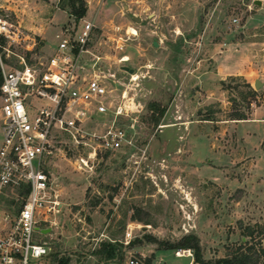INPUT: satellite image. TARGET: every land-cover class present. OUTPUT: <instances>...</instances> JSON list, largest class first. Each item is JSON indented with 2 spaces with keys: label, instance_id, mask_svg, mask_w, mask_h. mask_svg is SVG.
<instances>
[{
  "label": "rangeland",
  "instance_id": "rangeland-1",
  "mask_svg": "<svg viewBox=\"0 0 264 264\" xmlns=\"http://www.w3.org/2000/svg\"><path fill=\"white\" fill-rule=\"evenodd\" d=\"M84 1L87 14L76 21L70 8H59L61 0H0V15L20 31L21 43L12 50L27 61L51 56L37 29H48L56 51L57 35L91 22L88 75L95 71L115 98L130 84L123 67L140 77L130 91L141 111L132 131L136 147L101 152L79 169L85 150L68 139L55 144L51 172L63 210L50 216L55 226L44 228H52L44 237L52 261L81 264L92 255L91 263L100 264L104 260L96 252L101 244L117 243L123 259L189 264L192 259L176 252L190 250L195 261V251L183 247L190 236L197 238L206 261L224 258L244 242H264L263 134L252 124L235 128L231 120L236 112L248 119L255 112L263 115L264 73L256 96L246 85L255 90V83L244 77H228L212 87L204 82L217 70V54L236 42L254 43L250 66L262 68L264 0L263 6L255 0ZM124 55L129 62H120ZM256 76L251 73L250 80ZM208 116L214 120H203ZM107 120L97 115L88 126L100 132ZM1 122L0 111V144ZM128 231L132 240L126 245ZM101 234L105 238L93 251V239Z\"/></svg>",
  "mask_w": 264,
  "mask_h": 264
},
{
  "label": "built area",
  "instance_id": "built-area-1",
  "mask_svg": "<svg viewBox=\"0 0 264 264\" xmlns=\"http://www.w3.org/2000/svg\"><path fill=\"white\" fill-rule=\"evenodd\" d=\"M93 29L91 22H85L77 31L64 30L46 61L29 62L12 50L21 43L20 31L0 15V264H55L45 234L37 228L55 226L50 216L63 210L51 172L56 142L68 139L85 150L79 169L95 162L101 152L136 147L132 131L141 111L130 91L139 74H130L129 86L123 85L117 98L95 71L88 75ZM10 58L17 63L9 62ZM125 58L120 62L126 63ZM90 66L94 69L96 63ZM97 115L108 118L100 132L88 126ZM104 238L101 234L93 239V251ZM125 240L128 245L131 231ZM176 256L190 258L189 264H194L190 250H180ZM92 258L89 255L81 264H92ZM103 262L147 264L136 256Z\"/></svg>",
  "mask_w": 264,
  "mask_h": 264
},
{
  "label": "trees",
  "instance_id": "trees-1",
  "mask_svg": "<svg viewBox=\"0 0 264 264\" xmlns=\"http://www.w3.org/2000/svg\"><path fill=\"white\" fill-rule=\"evenodd\" d=\"M60 9L67 10V8H70V13L72 16L75 17L76 21H79L83 19L87 14V3L84 0H61ZM242 77L234 76L232 79H239ZM2 84V76L0 73V86ZM223 87L225 86V83L222 82ZM247 87L250 89V93L253 96L257 95V91L253 89V87L250 84H246ZM226 90V89H225ZM161 112H164V110H161ZM247 116L243 112H236L231 120L241 121V120H247ZM159 118L155 119V123L157 124L159 122ZM206 121H213L214 118L211 116H208L207 118L203 119ZM252 238L251 235L249 234ZM194 244H193V242ZM123 246L117 243H102L100 248L97 250L96 255L97 258L101 260H113L117 256L120 260L123 259L124 252H123ZM185 249H193L195 251V261L194 264H262L264 261V242H258L257 244H253L249 246L247 242H244L239 247H236L234 249L228 250V254L224 258L206 261L202 258L199 249H198V240L197 238L190 236L186 238L185 245L183 246ZM173 249V248H170ZM169 249V250H170ZM69 259H64L62 261V264H68Z\"/></svg>",
  "mask_w": 264,
  "mask_h": 264
},
{
  "label": "crops",
  "instance_id": "crops-1",
  "mask_svg": "<svg viewBox=\"0 0 264 264\" xmlns=\"http://www.w3.org/2000/svg\"><path fill=\"white\" fill-rule=\"evenodd\" d=\"M264 5V4H263ZM262 5V6H263ZM52 21V20H51ZM48 29H37L35 31L36 35L41 37L42 43H43V50L47 51L51 55L54 53V46L52 45L50 39L47 37ZM59 35H57L58 38ZM231 48L227 51H221V54H217V57H215V63L216 68L213 73H209L210 76H204V78L207 80V77H211L212 82L204 81L206 83L207 87H212L216 85L218 82L225 81L228 77L233 76H239L244 77L247 79L248 82H254L260 79V73H264V60L263 62H259V65L262 64V68L260 70L254 69V67H251V59L253 57L252 54V47L254 46V43H249L244 41L232 43ZM260 71V72H259ZM251 73H256L257 78H254L253 81L250 80ZM207 74V75H209ZM215 79V80H214ZM217 81V82H215ZM213 94V93H210ZM222 93L221 95H223ZM213 96V95H212ZM212 96H208V98H212ZM259 112H255L253 115L254 118H250L247 120H241V121H234L233 124L235 125V128L240 125H246V124H252L258 127L261 131L262 139L261 143L264 141V112L263 115L260 116ZM258 115V116H256Z\"/></svg>",
  "mask_w": 264,
  "mask_h": 264
},
{
  "label": "water",
  "instance_id": "water-1",
  "mask_svg": "<svg viewBox=\"0 0 264 264\" xmlns=\"http://www.w3.org/2000/svg\"><path fill=\"white\" fill-rule=\"evenodd\" d=\"M254 4L257 5V6H261L262 5V1L261 0H255L254 1ZM155 46H157L158 44L157 43H154ZM123 69L125 71H127L128 73L130 74H133L135 70L129 68V67H123ZM261 82L259 80L255 81V90H259L261 88ZM38 231L42 232L43 234H49L51 233L52 229L49 228V229H46V230H43V229H40V228H37Z\"/></svg>",
  "mask_w": 264,
  "mask_h": 264
},
{
  "label": "bare ground",
  "instance_id": "bare-ground-1",
  "mask_svg": "<svg viewBox=\"0 0 264 264\" xmlns=\"http://www.w3.org/2000/svg\"><path fill=\"white\" fill-rule=\"evenodd\" d=\"M124 61L129 62L130 61V57L126 56V58L124 59Z\"/></svg>",
  "mask_w": 264,
  "mask_h": 264
}]
</instances>
